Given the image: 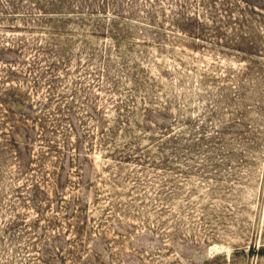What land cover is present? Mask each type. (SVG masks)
Wrapping results in <instances>:
<instances>
[{
	"label": "rangeland",
	"instance_id": "rangeland-1",
	"mask_svg": "<svg viewBox=\"0 0 264 264\" xmlns=\"http://www.w3.org/2000/svg\"><path fill=\"white\" fill-rule=\"evenodd\" d=\"M0 264H264V0H0Z\"/></svg>",
	"mask_w": 264,
	"mask_h": 264
}]
</instances>
